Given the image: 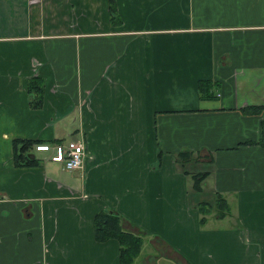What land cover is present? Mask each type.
I'll return each mask as SVG.
<instances>
[{
	"label": "crops",
	"instance_id": "crops-1",
	"mask_svg": "<svg viewBox=\"0 0 264 264\" xmlns=\"http://www.w3.org/2000/svg\"><path fill=\"white\" fill-rule=\"evenodd\" d=\"M109 3L0 0V264H119L101 209L142 236L134 264H264V0ZM20 137L83 142L84 168L16 167ZM216 194L231 213L202 223Z\"/></svg>",
	"mask_w": 264,
	"mask_h": 264
},
{
	"label": "trees",
	"instance_id": "trees-1",
	"mask_svg": "<svg viewBox=\"0 0 264 264\" xmlns=\"http://www.w3.org/2000/svg\"><path fill=\"white\" fill-rule=\"evenodd\" d=\"M109 9L111 11V18L114 20H119V14L117 12V8H115L116 0H109ZM199 90L201 96L204 98H212L214 96V87L216 83L211 80H201L199 79ZM43 82L40 79L32 78L30 84L28 85V90H33L36 93V96L33 100L34 105L36 107H40L42 102L41 99L43 97ZM34 86H36L34 89ZM37 102V103H35ZM13 142V155H14V165L16 167H33L34 165H39L40 158L36 156L31 157L28 154L31 149H33L35 145V141L27 140L20 138H15L12 140ZM191 151H183L178 154V160L181 161L182 165H186L189 161ZM192 155V154H191ZM188 159V160H187ZM207 171H203L201 173L194 174V187L198 192L202 191V186L200 183L203 179L208 175ZM217 215L219 217H225L231 213L230 204L228 201L222 196L216 194L215 202L210 203L209 201H201L198 203V210L203 214L201 222H205L206 214H210L211 208L215 205ZM212 205V206H211ZM94 230H95V239L98 242H105L110 239H116L120 244L119 255L120 262L119 264H134L135 259L139 256L140 249L142 248V236L131 231H127L122 228V216L115 212V210L101 209L94 215Z\"/></svg>",
	"mask_w": 264,
	"mask_h": 264
},
{
	"label": "built area",
	"instance_id": "built-area-1",
	"mask_svg": "<svg viewBox=\"0 0 264 264\" xmlns=\"http://www.w3.org/2000/svg\"><path fill=\"white\" fill-rule=\"evenodd\" d=\"M34 147L36 152H48L52 162L62 163V166L67 170L73 171L84 168L87 152H85L83 142L73 139L67 142L59 140L55 143L47 141L46 143H35Z\"/></svg>",
	"mask_w": 264,
	"mask_h": 264
},
{
	"label": "rangeland",
	"instance_id": "rangeland-1",
	"mask_svg": "<svg viewBox=\"0 0 264 264\" xmlns=\"http://www.w3.org/2000/svg\"><path fill=\"white\" fill-rule=\"evenodd\" d=\"M41 155H44V156H46L47 157V155H50L48 152L47 153H40ZM189 158V162L186 164V165H184V167L189 171V173L190 174H192V175H194V174H197V173H201V172H203L204 170V168H205V165H201V164H199V161H197L196 160V158H194V157H192V155L190 154V157H188ZM183 166V165H182ZM200 170V171H199ZM203 170V171H202ZM192 178H193V182L191 181V183H190V185H189V187H190V190H191V198L192 199H196V197H198V198H200V193L198 192V190H196L195 189V187L193 186L194 185V177L192 176ZM202 186H203V188H206V190L208 189V186H206L205 184H202ZM206 194V193H205ZM204 194V195H205ZM206 196V195H205ZM206 197H209V199L212 197V194L209 192V194H208V196H206ZM204 200H206V199H204ZM206 201H208V200H206ZM211 204L212 203H214L215 202V199H214V197H213V199H211V201H209ZM212 206V205H211ZM215 208H217V206H216V203H215V205H213V207L211 208V211L212 212H214V214H218V212H216V210H215ZM210 211V213H212ZM172 264H174L172 261H170ZM179 264H181V263H179Z\"/></svg>",
	"mask_w": 264,
	"mask_h": 264
}]
</instances>
